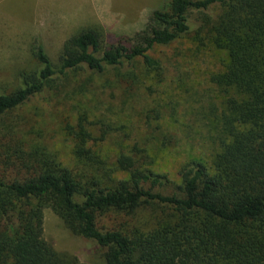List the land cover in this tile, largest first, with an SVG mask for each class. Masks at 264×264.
Instances as JSON below:
<instances>
[{
  "label": "trees",
  "instance_id": "16d2710c",
  "mask_svg": "<svg viewBox=\"0 0 264 264\" xmlns=\"http://www.w3.org/2000/svg\"><path fill=\"white\" fill-rule=\"evenodd\" d=\"M191 33L214 58L209 82L222 96L178 85L200 100L188 119L211 144L208 159L180 165L178 181L155 170L159 146L177 137L158 124L110 155L114 122L82 111L68 126L67 161L12 124L33 96L81 72L111 73L132 88L147 77L163 82L167 67L152 52ZM34 55L39 67L0 93V264H92L44 238L46 208L103 250L106 264H264V0H169L126 40L106 45L99 31L82 29L63 43L58 64L41 43ZM150 111L148 121L160 119L159 106ZM142 210L149 218H138ZM109 214L123 219L98 225Z\"/></svg>",
  "mask_w": 264,
  "mask_h": 264
},
{
  "label": "rangeland",
  "instance_id": "374dc122",
  "mask_svg": "<svg viewBox=\"0 0 264 264\" xmlns=\"http://www.w3.org/2000/svg\"><path fill=\"white\" fill-rule=\"evenodd\" d=\"M168 1L105 0V14L95 19L91 13L77 15L89 12L96 4L94 0H0V93H9L18 87L21 72L39 67L34 55L39 43L51 62L58 64L63 43L80 30L99 31L106 45L126 40L144 27L153 10L166 7ZM47 12L57 15V20L46 18ZM193 16L191 20H195L196 13ZM152 53L167 67L163 82H157L156 76L147 77L144 84L132 88L124 81L116 82L111 73L89 77L87 72H81L69 76L58 89L33 96L16 110L18 117L11 122H17L28 137L42 140L64 161L70 159L72 145L68 126L76 123L82 111L90 116L103 113L104 119L114 122L104 145L110 155L131 146L138 138L153 134L150 130L158 124L162 132L171 130L177 137L174 143L159 146L155 170L178 181L180 165L199 156L208 159L211 148L203 138L205 132L188 119L195 117L191 111L200 107V100L192 94L186 96L184 87L178 85L182 80L194 82L195 90L189 92L203 91L208 100H219L222 95L209 82L214 58L195 41L192 33ZM170 81L172 88H168ZM156 106L161 109L160 119L151 120L149 125L151 121L146 115ZM138 218H149V212L142 210ZM122 219L109 214L98 225L111 227ZM43 228L44 238L59 252L76 256L81 262L106 264L103 250L69 232L49 208L44 210Z\"/></svg>",
  "mask_w": 264,
  "mask_h": 264
},
{
  "label": "crops",
  "instance_id": "0c3cea01",
  "mask_svg": "<svg viewBox=\"0 0 264 264\" xmlns=\"http://www.w3.org/2000/svg\"><path fill=\"white\" fill-rule=\"evenodd\" d=\"M95 1V5L91 6V8L89 9V12H84L82 14H77V15H80V16H85V15H93V18H100L103 13L105 14V10H106V6H105V0H94ZM90 7V6H89ZM104 10V11H103ZM93 12V13H92ZM57 16V15H56ZM55 15H52L51 12H47V14L45 15L46 18H54L55 20H57V17ZM110 17V16H109Z\"/></svg>",
  "mask_w": 264,
  "mask_h": 264
}]
</instances>
